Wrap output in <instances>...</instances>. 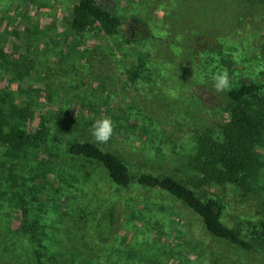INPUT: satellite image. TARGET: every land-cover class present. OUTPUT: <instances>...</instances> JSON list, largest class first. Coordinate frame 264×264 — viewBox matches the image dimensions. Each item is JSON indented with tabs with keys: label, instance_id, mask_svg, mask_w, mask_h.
I'll list each match as a JSON object with an SVG mask.
<instances>
[{
	"label": "rangeland",
	"instance_id": "obj_1",
	"mask_svg": "<svg viewBox=\"0 0 264 264\" xmlns=\"http://www.w3.org/2000/svg\"><path fill=\"white\" fill-rule=\"evenodd\" d=\"M77 1L0 0V107L16 109L9 121L47 132L53 146L52 156L43 146L3 154L17 144L10 131L0 144V264H264V248L241 253L216 242L167 192L118 187L101 165L66 152L69 141L89 140L133 175L168 174L198 194L218 192L233 227L262 215L261 195L197 184L188 159L196 136L220 131L232 106L211 75L226 70L231 87L264 83V0H96L120 18L116 36L73 30ZM104 117L114 131L100 144L90 129ZM255 150L264 157V135ZM110 201L115 228L102 239L95 223Z\"/></svg>",
	"mask_w": 264,
	"mask_h": 264
},
{
	"label": "trees",
	"instance_id": "obj_2",
	"mask_svg": "<svg viewBox=\"0 0 264 264\" xmlns=\"http://www.w3.org/2000/svg\"><path fill=\"white\" fill-rule=\"evenodd\" d=\"M209 8L213 13L214 9ZM120 25V18L99 6L96 0H78L72 7L70 26L75 31L82 32L96 26L105 35L116 36ZM172 36L174 38L175 34ZM132 40L125 39V42ZM133 74L136 76L137 73ZM263 90L262 81L248 80L226 91V97L232 102L228 119L218 132L199 133L195 139L194 152L188 159V166L198 175L197 184H230L242 194L257 192L264 199V157L255 150L264 135V99L260 97ZM12 112L15 114L16 109H11L9 114ZM9 114L0 107V144H7L8 131L16 138L17 144L9 149L14 152L6 150L3 154L28 156L42 146L47 151L53 148L48 144L50 139L47 132L40 129L27 131L15 122L11 123ZM66 152L101 165L109 180L118 187L126 188L135 182L146 189L167 192L201 219L204 229L216 242L230 245L241 253H252L264 248V213H248L245 219L235 222L233 227L222 219L226 203L224 196L218 192L198 194L192 187L168 174L140 172L133 175L122 157L89 140L69 141ZM49 154L52 156L53 152L49 151ZM58 180L56 177L55 181ZM116 211L114 201H110L100 211L95 223V233L100 238H105L114 230ZM133 211L129 209L132 212L130 216L137 217ZM35 222L32 219L29 226L32 227ZM243 231L245 234H242ZM33 236L36 237L35 234ZM42 255L37 252L40 262Z\"/></svg>",
	"mask_w": 264,
	"mask_h": 264
},
{
	"label": "clouds",
	"instance_id": "obj_3",
	"mask_svg": "<svg viewBox=\"0 0 264 264\" xmlns=\"http://www.w3.org/2000/svg\"><path fill=\"white\" fill-rule=\"evenodd\" d=\"M210 79L213 82L212 87L216 93H223L231 88L229 74L226 70L213 73ZM113 131L112 120L109 117H104L93 122L90 134L95 142L105 144L111 139Z\"/></svg>",
	"mask_w": 264,
	"mask_h": 264
}]
</instances>
